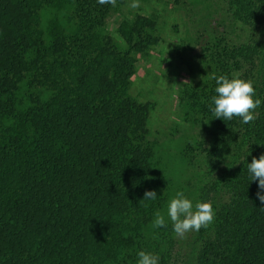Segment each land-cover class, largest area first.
Instances as JSON below:
<instances>
[{
    "label": "trees",
    "instance_id": "trees-1",
    "mask_svg": "<svg viewBox=\"0 0 264 264\" xmlns=\"http://www.w3.org/2000/svg\"><path fill=\"white\" fill-rule=\"evenodd\" d=\"M126 2L0 0V264H137L141 250L158 264H264V190L248 171L264 154V0H224L251 30L245 41L209 21L208 38H195L203 79L178 101L185 121L209 127L192 202L210 201L215 218L184 238L169 218L152 227L180 189L149 134L154 105L130 92L136 55L159 42L156 19H124L122 42L108 29ZM233 74L261 99L249 124L211 110L213 77ZM146 190L157 198L142 200Z\"/></svg>",
    "mask_w": 264,
    "mask_h": 264
},
{
    "label": "rangeland",
    "instance_id": "rangeland-1",
    "mask_svg": "<svg viewBox=\"0 0 264 264\" xmlns=\"http://www.w3.org/2000/svg\"><path fill=\"white\" fill-rule=\"evenodd\" d=\"M131 3L132 0H127L122 10L112 15L108 29L122 42L118 27L124 19L137 14L156 19L159 42L147 54L136 55L130 92L137 100L154 105L147 124L150 137L157 144L174 186L194 200L205 168L198 144L209 127L185 121L178 91L186 82L203 79L201 66L193 57L195 38L202 36L203 41L208 38L206 21L214 24L217 34L227 32L230 40L245 41L251 30L233 23L224 0H139L140 6L135 9L129 6ZM69 6L65 1L63 9L70 10ZM54 10L46 11L45 25L54 17ZM162 214L167 220V211Z\"/></svg>",
    "mask_w": 264,
    "mask_h": 264
},
{
    "label": "clouds",
    "instance_id": "clouds-1",
    "mask_svg": "<svg viewBox=\"0 0 264 264\" xmlns=\"http://www.w3.org/2000/svg\"><path fill=\"white\" fill-rule=\"evenodd\" d=\"M99 4H111L116 6L117 0H98ZM131 8H138L139 0H132ZM216 81V96L212 97L214 107L213 116L224 120H232L233 117H240L244 124H249L258 118L255 110L261 105V99L256 97V89L252 80H245L237 74L232 78L227 75L214 76ZM205 123H208L207 121ZM248 171L251 180H258V187L264 190V154L259 158L253 157L248 163ZM258 199L264 204V191L257 192ZM157 193L154 190H146L142 200H155ZM167 217L173 225V231L181 238L189 232L207 228L215 218L213 205L210 201L196 202L193 205L191 199L187 198L182 191L176 193L167 206ZM168 220L157 211L152 222V227H166ZM137 264H158L159 256L151 252L139 251L137 253Z\"/></svg>",
    "mask_w": 264,
    "mask_h": 264
}]
</instances>
